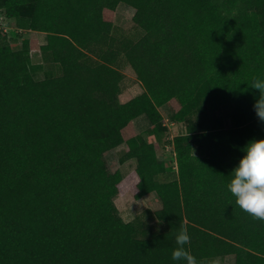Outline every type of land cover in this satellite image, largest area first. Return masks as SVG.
<instances>
[{
  "label": "trees",
  "instance_id": "obj_1",
  "mask_svg": "<svg viewBox=\"0 0 264 264\" xmlns=\"http://www.w3.org/2000/svg\"><path fill=\"white\" fill-rule=\"evenodd\" d=\"M169 1H130L136 7L133 17L145 30L149 33L153 31L157 36L155 39H151L150 35L143 37L128 54L130 64L144 87L142 93L128 101L112 103L111 99H114L118 89L117 79L112 77L113 80H102L84 75L86 71L82 70L76 58L63 61L64 71L54 82L42 81L33 86L40 101L31 100L14 105L10 98L0 93V264H121L120 260L124 259L122 255L118 254L115 262L111 257L101 260L99 255L93 253L104 237L108 236L110 244L114 240L110 225L115 221L123 226L129 225L115 214L116 207L112 199L117 194L127 193L138 198L151 190H155L163 202L162 208L155 214L172 224L173 232L179 230L177 226L184 219L187 220L185 223L191 239L186 248L196 258L206 255L199 254L201 249L196 245L199 241H208L216 248L214 253L207 255L217 257L234 254L236 264H241L244 253L248 252L246 248L264 253V243L253 245L246 234L250 216L243 211L237 213L234 201H229L226 191H219L217 187L218 184L225 186L221 166L226 155L222 154H229L230 133L211 126L189 128L187 133L175 135L171 142L179 164L176 174L172 166H167L166 162L157 158L159 143L146 141L134 128L133 119L145 113L151 123L149 132L158 136L165 128L160 126L162 118L157 107L165 103L172 107L171 119L178 121L195 114L197 107L207 113L213 107L211 99H201L205 82L212 79L206 64L214 63L215 72L218 60L225 58V53L223 50L215 51L212 47L219 46L212 41L215 45L208 52L200 54L196 35L188 31L190 25H184L176 12L167 11ZM154 11L159 16L154 18L155 21L150 18L146 21V15H156ZM161 14L163 17L169 15V21L165 23ZM70 36L75 40L73 34ZM72 48L77 49L75 45ZM49 83H55V88L52 89ZM97 87L110 100L103 96L95 98L94 90ZM54 93H59L58 98L62 99L59 107L65 113L71 110L72 114L77 113L76 116L80 117L81 133L85 135L88 145L81 163L97 167V177L94 176L92 181L94 184H104L106 196L111 200L109 203L105 201L107 204L102 203L100 207L90 205L78 218L70 209L73 198L69 192L57 193L51 188L52 183L48 181L45 171L39 168L40 160L35 155L43 130L53 125V119L46 112L55 113V119L60 116L63 118L59 109L54 111L47 103H41V99L54 97L51 96ZM89 106L94 109L102 107L103 125L89 127L85 119ZM64 125L63 119L60 126ZM193 144L203 153L202 165L203 168L208 166V181L198 178L202 172L198 171V166L194 167L198 158L191 157ZM123 145L127 149L126 158H132L136 163L134 169L126 173L108 171L104 153ZM192 168L196 172L195 177L190 175ZM217 177L219 180L216 183ZM194 179H197L195 184L201 183L202 188V183L212 185L207 195L209 201L205 189L199 191V188L194 187L189 195L184 191V183L190 184L185 180ZM179 180L185 194L182 197ZM195 192L196 201H201L194 206L195 210H200L198 213L194 211L189 197ZM66 206L68 209H63ZM253 230L258 233V225ZM169 236V233H165L155 240L147 241V247L160 246L161 249L146 251L144 264H178L171 259L176 244ZM113 242L119 245L117 239ZM38 249L42 251L40 261L39 257H35ZM55 251L58 259L50 258Z\"/></svg>",
  "mask_w": 264,
  "mask_h": 264
},
{
  "label": "rangeland",
  "instance_id": "obj_2",
  "mask_svg": "<svg viewBox=\"0 0 264 264\" xmlns=\"http://www.w3.org/2000/svg\"><path fill=\"white\" fill-rule=\"evenodd\" d=\"M130 1L0 0V93L10 98L14 105L29 103L31 100L40 101L33 86L42 81L54 82L64 71L63 61L76 58L82 70L86 71L84 75L102 80H113L112 77L117 79L118 89L113 96L114 99H111L112 103L126 102L139 95L140 92L134 90V87L139 85L143 90L144 87L130 64L128 54L143 37L150 35L151 39H155L157 35L153 31L149 33L133 17L136 7ZM166 7H168L167 11L176 12L184 25H190L188 31H193L196 35L200 54L208 52V49L215 45L212 41H215L219 47L212 48L215 51L223 50L225 58L218 60L215 72L214 63L206 64L212 79L205 82L204 89L201 90V99L207 98L213 101L211 111L207 113L197 107L195 114L178 121L171 119L173 110L168 103L158 105L162 118L160 126L165 130L162 129L158 136L156 134L147 136L146 140L153 139L154 142L162 145L166 142L164 140H167V136L187 133L189 128L203 129L211 126L220 127L226 130V133H230L229 154H222V156L226 155L225 162L221 166L225 186L221 187L218 184L217 187L219 191H226L228 200L234 201L238 213L242 210L235 204V198L227 190V183L231 179L229 175L238 165L240 158L245 155L241 151L245 144L253 138L264 139V122L257 118L253 109L259 92L250 87L254 77L264 79V0H171ZM163 14H161L162 20L166 23L169 21L167 17L169 15L163 17ZM157 16L159 13L152 17L146 15L145 20L150 18L155 21ZM184 30L186 31L187 28ZM155 32L159 34L158 30ZM71 34L76 41L70 36ZM72 45L77 49H73ZM128 73L132 77H127ZM49 85L52 89L55 88V83ZM130 86L133 90H129ZM94 91L95 98L100 99L103 96L106 100H110V97L102 94L98 87ZM58 95L59 93H54L51 95L54 97L46 96L45 100L41 99V103H47L54 111L59 109L63 118L59 115L60 117L55 119V113L46 112L47 116L53 119V125L43 130L41 143L35 155L40 160L39 168L45 171L48 181L52 183L51 188L57 193L69 192L73 198L71 206L69 205L70 209L78 218L90 205L100 207L102 203L107 204L105 201L109 203L110 198L106 196L107 188L104 184H94L92 181L94 176L97 177L95 170L97 167L81 163L88 145L85 135L81 133L80 117L76 116L77 113L72 114L71 110L65 113L59 107L62 99L58 98ZM198 111L199 114H196ZM103 114L101 106L96 109L89 106V110L85 113L89 127L103 125ZM63 119L65 125L61 127ZM226 140L229 142L228 139ZM220 150L224 148L221 147ZM126 151V146L123 145L118 152L119 157L113 150L104 153L108 171L119 170L126 173L134 169L136 163L134 159L126 158ZM162 153L165 156L163 161L167 166H172L178 174L179 164L175 149L170 147ZM202 156L203 153L193 144L191 157L198 158L196 162L199 163L194 167L198 166V171L202 172L198 178L208 181L209 173L206 171L208 166L205 165L203 168ZM124 160L128 164L121 166L119 161ZM190 175L197 176L194 169ZM196 180H185L190 184L184 183L182 188L188 195L194 187L199 188V191L205 189L209 201L210 197L207 195L210 194L212 188L210 190L209 188L212 185L205 181V184L202 183V188L201 183L195 184ZM218 180L217 177L216 183ZM179 184L180 189L177 188L182 197L185 194L181 189V180ZM125 195H115L112 199L114 205L123 202ZM196 196L197 192L189 197L192 199L194 211L198 213L200 210H195L194 206L201 201H196ZM131 197L130 200L140 198L132 194ZM63 209H68V206ZM115 214L119 216L117 208ZM152 216L158 219L149 227L142 228H137L131 223L123 226L119 221H115L110 225V231L113 239L119 241V245L113 242L114 240L110 244L107 236L99 241L93 253L99 255L101 260L111 257L117 262L115 257L119 254L124 258L120 260L121 264H144L146 251L151 252L149 250L152 248L161 249L160 246L147 247V241L155 240L165 233H169V238L173 240L177 233V231L173 232L172 224L165 219H161L156 214ZM248 219L249 228L246 234L250 242L253 245L264 243V221L253 219L251 216ZM186 221L184 219L181 225H185L187 229ZM181 225L177 226L178 229ZM256 225H258V233L253 230ZM120 242L126 244L122 245ZM196 245L200 246L202 252L199 253L200 255L206 254L197 258L198 264H236L234 254L217 257L207 255L214 253L216 249L208 241L206 243L199 241ZM246 250L248 252L244 253L241 264H264V253L249 248ZM40 251L41 249H38L35 253V257H39L38 261L41 260ZM52 255L49 257L58 259L56 251Z\"/></svg>",
  "mask_w": 264,
  "mask_h": 264
},
{
  "label": "clouds",
  "instance_id": "obj_3",
  "mask_svg": "<svg viewBox=\"0 0 264 264\" xmlns=\"http://www.w3.org/2000/svg\"><path fill=\"white\" fill-rule=\"evenodd\" d=\"M250 87L259 92L253 109L264 122V79L254 77ZM245 153L230 173L227 190L235 198V204L253 219L264 221V139H251L241 149ZM176 247L171 259L178 264H198L197 258L186 248L190 244L187 229L181 225L175 235Z\"/></svg>",
  "mask_w": 264,
  "mask_h": 264
},
{
  "label": "crops",
  "instance_id": "obj_4",
  "mask_svg": "<svg viewBox=\"0 0 264 264\" xmlns=\"http://www.w3.org/2000/svg\"><path fill=\"white\" fill-rule=\"evenodd\" d=\"M127 75H128L127 77H132L130 73H128ZM129 88H130L129 90H133L131 89V86ZM134 88H135L134 90H137L140 93L143 92V88L140 87L139 85L138 87H134ZM133 123L136 132L142 135L145 140L147 136L151 135V133L149 132L151 123L145 113H141L137 115L133 119ZM167 137H168L167 141L163 142L162 145H159L156 148V156L159 160L165 159L164 153H162L163 151H165L167 148L169 149L170 147L174 148L173 142H171L174 136L171 135ZM148 142H154V141L153 139H151ZM120 148H123V146L119 148H113L110 150L115 151V153L119 157L118 152ZM119 163L121 166H124V164H128L126 160H124L123 162L119 161ZM123 198L124 201L119 204H116L115 206L117 208L118 215L121 217L124 223H131L134 224L137 228L139 227L142 228V227H149L153 222H155L156 219H158L157 217L154 218L152 215H154L157 210L161 209L163 205L159 195L155 190L149 191L148 193H146L145 195H143L138 199L134 198L133 200H130L132 198L130 193H127L125 196H123Z\"/></svg>",
  "mask_w": 264,
  "mask_h": 264
}]
</instances>
